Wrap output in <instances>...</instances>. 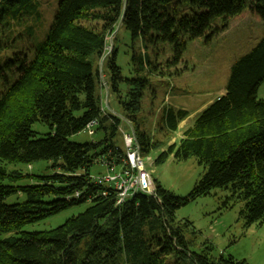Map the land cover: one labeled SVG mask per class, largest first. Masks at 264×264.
<instances>
[{
	"label": "trees",
	"instance_id": "obj_1",
	"mask_svg": "<svg viewBox=\"0 0 264 264\" xmlns=\"http://www.w3.org/2000/svg\"><path fill=\"white\" fill-rule=\"evenodd\" d=\"M4 1L0 21L19 18L14 4L26 14L35 9L32 0ZM246 12L264 22V0H59L45 37L0 60V264H168L169 258L174 264H249L214 257L211 247L192 251L185 236L192 223L177 222L175 214L222 189L228 201L243 203L246 227L264 221V99L258 97L264 38L233 63L225 92L155 158L156 164L170 156L198 161L203 175L188 195H175L151 178L152 193L136 191L119 203L115 184L98 182L128 168L125 141L118 144L124 120L142 158L163 145L140 116L151 78L180 75L188 42L209 45ZM217 18L220 27L213 25ZM123 43L130 55L127 75L118 63ZM105 88L118 115L104 106ZM188 115L165 104L159 123L175 134ZM92 122L93 134L102 135L98 141L72 140ZM35 124L45 131L34 130ZM38 162L48 163L40 174L18 166L32 170ZM98 164L105 174H92ZM13 195L24 200L7 203ZM85 204L57 228L24 230Z\"/></svg>",
	"mask_w": 264,
	"mask_h": 264
},
{
	"label": "rangeland",
	"instance_id": "obj_2",
	"mask_svg": "<svg viewBox=\"0 0 264 264\" xmlns=\"http://www.w3.org/2000/svg\"><path fill=\"white\" fill-rule=\"evenodd\" d=\"M34 11L27 12L21 9V4H14L12 10H16L19 18L6 16L0 21V60L11 58L14 53L25 51L34 47L46 35L54 15L57 11L59 0H32ZM1 8H6L7 3L3 0ZM17 16V15H16ZM214 26L220 27L222 20L217 18ZM125 36L126 44L129 42L128 33ZM264 38V22L249 12L235 18L225 31H221L209 45L201 40L188 42L185 51V65L181 68L182 73L174 77L151 78L149 89L145 93L140 116L144 120L143 127L150 131L154 140H160L163 144L159 150L148 158H144V166L153 180L161 183L163 187L178 196L188 195L196 182L203 175V168L195 158L186 161H177L170 156L161 164L155 163V158L169 145L179 141L182 136L181 128L184 130L191 122L192 114L197 107H206L219 95L225 92L233 63L244 54L252 50L256 44ZM111 48L112 38L109 40ZM125 43L119 45L120 52L118 63L122 67L123 74L129 72L130 55ZM109 89L103 90L104 106L107 111L118 115L117 105L114 97L109 96ZM156 97L152 100V94ZM258 97L264 99V83L260 86ZM188 109L191 113L184 120L185 125L180 126L177 133L171 134L162 130L159 123L162 107L167 104ZM196 111V110H195ZM33 129L44 132L41 125L35 124ZM101 133L89 135L87 132L72 137L78 143H90L98 141ZM128 150L135 148V136L129 122L124 120L122 133L118 137V144ZM129 141V143H128ZM123 146V147H124ZM48 165L47 162L33 164L32 170L26 165H18L23 172L40 174V171ZM107 168L104 165H95L92 169L93 175L105 174ZM227 190L214 189L204 197H199L176 211V221L185 223L189 221L192 227L185 231V236L191 242V250L201 252L211 247L214 257L223 255L233 257L235 260H245L249 264H264V221L246 227L240 219V211L243 203L239 201H228ZM13 195L7 199V203L13 204L23 201ZM228 203V205H227ZM88 204L73 207L60 214L35 224L25 226L28 232L48 231L65 223L72 216L83 212ZM4 237L0 235V238ZM174 259L168 260V264H174Z\"/></svg>",
	"mask_w": 264,
	"mask_h": 264
},
{
	"label": "built area",
	"instance_id": "obj_3",
	"mask_svg": "<svg viewBox=\"0 0 264 264\" xmlns=\"http://www.w3.org/2000/svg\"><path fill=\"white\" fill-rule=\"evenodd\" d=\"M94 125L95 122H92L87 126L86 131L88 134L92 135L94 133ZM126 145L128 144L126 143ZM126 163L128 164V168H121L120 174H108L98 178V182H112L115 184L119 191V203L123 202L133 192L152 193L154 189L151 176L145 168L144 160L138 150L133 149L131 152H127Z\"/></svg>",
	"mask_w": 264,
	"mask_h": 264
},
{
	"label": "crops",
	"instance_id": "obj_4",
	"mask_svg": "<svg viewBox=\"0 0 264 264\" xmlns=\"http://www.w3.org/2000/svg\"><path fill=\"white\" fill-rule=\"evenodd\" d=\"M222 95V94H221ZM220 96V95H219ZM169 104H170V102H169ZM170 105H172V104H170ZM173 106V105H172ZM176 107V106H175ZM178 107V106H177ZM206 107V105H204L203 107H197V109H195L194 110V112H193V114L191 113V111H189L188 109H186L187 111H189V114L191 113L192 114V117H191V120L192 119H194L204 108ZM180 108H182V107H180ZM184 109V108H183ZM185 125V121H183L181 124H180V126H184ZM180 126H179V129H180ZM183 128V127H182ZM181 128V132H183V129Z\"/></svg>",
	"mask_w": 264,
	"mask_h": 264
},
{
	"label": "bare ground",
	"instance_id": "obj_5",
	"mask_svg": "<svg viewBox=\"0 0 264 264\" xmlns=\"http://www.w3.org/2000/svg\"><path fill=\"white\" fill-rule=\"evenodd\" d=\"M132 150H128V152H131Z\"/></svg>",
	"mask_w": 264,
	"mask_h": 264
}]
</instances>
